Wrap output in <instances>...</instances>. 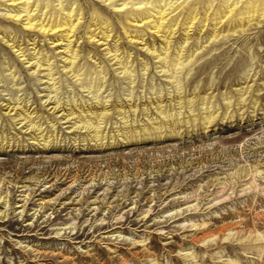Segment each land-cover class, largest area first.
I'll use <instances>...</instances> for the list:
<instances>
[{"label":"rangeland","instance_id":"1","mask_svg":"<svg viewBox=\"0 0 264 264\" xmlns=\"http://www.w3.org/2000/svg\"><path fill=\"white\" fill-rule=\"evenodd\" d=\"M0 264H264V0H0Z\"/></svg>","mask_w":264,"mask_h":264}]
</instances>
